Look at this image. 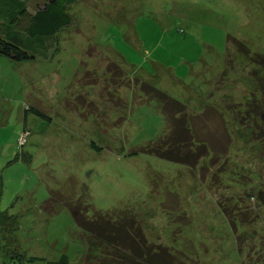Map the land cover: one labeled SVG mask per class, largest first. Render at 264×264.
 <instances>
[{
	"label": "rangeland",
	"instance_id": "1",
	"mask_svg": "<svg viewBox=\"0 0 264 264\" xmlns=\"http://www.w3.org/2000/svg\"><path fill=\"white\" fill-rule=\"evenodd\" d=\"M42 1L25 0L26 10ZM67 8L72 20L44 56L0 55V209L16 216L12 230L0 226V264H16L15 252L40 257L22 264L60 254L67 264H95L84 261L86 234L69 202L108 221L133 217L176 264H264V118L243 116L246 100L257 113L264 102V86L247 79L264 70L244 55V47L264 54V0H77ZM12 15L0 13L1 37L20 29L23 12ZM142 82L185 104L198 135H211V155L224 140L226 154L193 166L131 153L170 132ZM50 190L62 197L44 210Z\"/></svg>",
	"mask_w": 264,
	"mask_h": 264
},
{
	"label": "trees",
	"instance_id": "2",
	"mask_svg": "<svg viewBox=\"0 0 264 264\" xmlns=\"http://www.w3.org/2000/svg\"><path fill=\"white\" fill-rule=\"evenodd\" d=\"M75 1L77 0H44L32 12H28L25 0H0V13L2 16L10 15L11 20L15 18L12 15L13 12H23L24 15L20 29L8 26L5 29L6 37L0 36V55L13 61L31 60L38 56H44L46 50L50 47L48 43L54 39V34L71 22L72 17L67 7ZM17 20L19 19L17 18ZM19 31L25 34L23 39L19 37ZM21 42H25L27 48H32L33 51L22 47ZM235 43L244 47L241 40H236ZM244 55L247 61L259 64V67L264 70V54L256 52L250 54L248 47H244ZM257 71L253 69L255 75H257ZM247 79L253 85H256L257 82L258 86H264V76L252 77L248 74ZM140 86L143 93V88L147 90L148 95L145 96L155 100L158 110L165 120V126L170 129V132L164 138H157L153 142L143 143L131 153L143 151L180 163H191L192 165L195 162L197 164L199 160L218 159L219 155L220 158L222 154H226L227 144L224 140V143L221 142L218 147L217 155L212 156L214 148L207 143H211V135L207 134L206 137L198 135L200 131L196 129V125L194 128L193 116L187 112L185 104L154 85L142 82ZM257 103H259L260 113L256 112V107H258L256 103L254 105V103L246 100L243 116L255 112V115L260 114L261 118H264V102L262 100ZM23 108L24 110L30 109L43 117L46 116L35 107L27 106ZM202 122L207 126L205 120L202 121L201 119ZM242 124L246 125L243 121ZM90 145L96 146L91 141ZM49 193L47 200L41 204V208L44 210L49 209V200L52 202L56 200V197H62L53 190H50ZM257 199L264 205V191L262 189L257 192ZM217 203L223 211L226 210V206L223 205L221 199L218 198ZM68 209L75 223L86 234L88 246L83 257L84 261L94 260L95 264H176L177 256L172 251L165 246H163L164 248L158 246V252L154 245H150L143 239L141 227L133 217H129V219L122 217L108 221L100 216L101 212L97 211L87 216L79 202H69ZM225 216L230 217V224L234 227L231 216L227 213H225ZM15 219V214L0 209V226L3 225L4 227L5 224L9 225L11 222L10 230H12L13 225L15 227ZM92 248L97 249L98 254H91ZM15 256L18 259L14 262L16 264H22V258H26L29 262L40 258L34 255H25L23 252H15ZM44 260L45 264H67L65 254H60L58 258L53 260Z\"/></svg>",
	"mask_w": 264,
	"mask_h": 264
},
{
	"label": "crops",
	"instance_id": "3",
	"mask_svg": "<svg viewBox=\"0 0 264 264\" xmlns=\"http://www.w3.org/2000/svg\"><path fill=\"white\" fill-rule=\"evenodd\" d=\"M23 114H24V117H25V113L23 112Z\"/></svg>",
	"mask_w": 264,
	"mask_h": 264
}]
</instances>
